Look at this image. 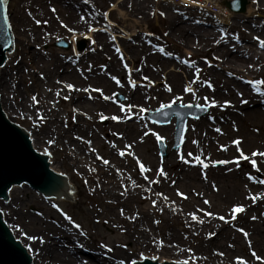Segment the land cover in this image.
Segmentation results:
<instances>
[{"label":"rangeland","instance_id":"1","mask_svg":"<svg viewBox=\"0 0 264 264\" xmlns=\"http://www.w3.org/2000/svg\"><path fill=\"white\" fill-rule=\"evenodd\" d=\"M79 2L80 0H65L61 6L46 0H7L6 3L14 45L1 68L3 77L1 82L7 85L5 91L7 94L0 96L2 110L11 123L19 126L32 137L31 142L33 141L35 149L45 152L48 159H52L50 163L66 173L68 179L78 188L75 198H56L24 184L12 186V190L9 191L20 192L16 193L17 196H10L8 192L6 199H0V212L14 235L17 236L16 238L29 249L33 255L34 264H59L58 260L54 261L52 258L43 259L34 247L46 236L56 241L57 236L60 235H72L71 238L76 240H72L73 243L77 242L76 245L80 244L87 249L96 247L100 243L113 246L114 251L116 248V251H120L117 253L118 260H123L124 264L138 259L140 253H154L170 259L188 260L199 264H224L225 261L227 264H232L233 261L236 263L237 257L243 260L247 257L254 258L251 253L258 251L253 246L249 247V243L248 253L230 252L227 256H230L232 260H225L227 256L225 252L219 250L220 248L208 250L209 242L203 241L200 232L210 218L216 215L220 217L221 209L218 206H205L198 203H195L194 207L191 204L192 207L188 208L186 207L188 195L180 192V189L175 186H173L172 196L170 193L161 194L164 200L162 204L157 202L153 204L146 194L142 198H136L132 202V208L121 202L118 203V200H113L109 195L99 193L98 188L103 182L113 178L111 169L101 168L104 160L110 162L109 155L104 151L106 149H112L117 153L120 160L130 164L132 166L130 168L135 169L138 175L140 171L133 163L134 158L142 155V149L139 151L138 146H141L145 152L151 153L158 161L165 159L168 151L179 152L183 142L176 148L173 147L174 119L168 124H157L148 119V112L160 108L161 104L191 103L208 107L209 111L205 115L189 120L201 118L217 126L218 120L212 107L202 99L194 98L190 99L193 100L192 102H189L185 101L182 95L174 96L175 94L171 93L173 83L168 81L165 73L176 66L175 70L184 78L182 66L190 67L194 61L208 66L216 64L217 71L222 73L223 69L220 67L223 66L220 62H211L208 52L202 45L200 48L192 46L186 39L194 37L206 39L213 33L221 32L220 35L225 38L224 44L230 47V53L248 50L249 43L245 38L250 37L253 41H258L254 39L255 37L260 38L258 30L264 22V0H249L247 13L233 15L228 24L222 25L216 24L214 18L206 12L184 11L161 0H87V2L83 0V3ZM69 3L73 6L65 9L70 10L71 17L66 15V10H63ZM160 12L165 15L161 16ZM81 17L84 19L81 20ZM36 20L40 23L37 24ZM134 22H137L139 26H134ZM181 25L189 30L178 31L177 28ZM69 28L73 31H69ZM88 34L94 39H88ZM228 34L236 40L226 42ZM60 39L67 46L57 45ZM137 46L141 48L133 55V48ZM143 48H150L153 51L147 52ZM28 51H32V54ZM188 53H192L191 58ZM146 54L149 56L156 54L159 58L146 61L144 58ZM166 55L170 58L169 65L164 66L163 72H160L157 62L162 61ZM112 57L117 59L123 79L126 77V85H132L135 81L130 80L129 74L132 70L138 71L148 66L150 70L157 72L155 75L158 80L151 85H156L160 80L165 82L163 91L168 95L163 96L162 89L146 88L144 83L135 84L132 93L135 90L139 93L132 103L126 99L123 91L111 92L105 86L97 87V83L91 81L94 71L98 74L105 72L109 86L119 85L123 80L118 70L114 71L110 66ZM59 61H62L65 66L69 65L68 70H58ZM66 72H70L71 76L63 81L58 80V74ZM194 74L196 75V72ZM113 76L120 81L119 84L112 79ZM200 79L215 83L213 78L205 75ZM242 81L249 84L248 79H242ZM140 82H145L144 77ZM69 83L74 86V89L82 88V90L67 89L65 85ZM183 85L184 89L192 88L194 92V86L188 87L186 83ZM96 88L101 89L105 96L112 98L103 99L100 92L92 90ZM169 88L171 91H168ZM82 91L84 94H81ZM70 92H72L73 100L70 98ZM87 93L89 97L85 96ZM114 93L115 96H113ZM32 96L36 97L38 103H33ZM65 96L68 99H64ZM177 97L180 99H176ZM84 99L89 100L91 104L77 103L78 100ZM120 104L125 105V111L120 110ZM128 104L134 106L131 111L127 110ZM105 105L115 110L106 114L102 110ZM141 107L145 109L144 112L140 111ZM111 113H113L112 116L120 117V119H111ZM50 114H53L55 119H52ZM101 115L107 119H101ZM126 115L130 118H125ZM40 117L43 119L41 120ZM133 119H138V124L143 123L144 126L139 131L129 130L128 126L123 125ZM170 124L173 127L171 137L168 141L163 140L165 154H162L159 142L153 133H161L155 128L170 127ZM262 125H264L263 120H241L234 126L235 132L232 131L233 133L227 136L228 140L221 139L219 140L221 142L217 141V145L218 147L221 145L222 150L230 144L235 146L233 141L239 139V135L246 133L253 136L256 143L261 146L259 141L264 133ZM146 132L147 135H145ZM129 134L130 138L126 136ZM49 140L53 142L50 144ZM128 145L131 147H126ZM120 152L125 154L121 156ZM237 153L235 148L232 155ZM140 159L144 160L142 157ZM217 161L219 160L214 161L212 165H221L216 163ZM160 166L165 172L172 171L170 167ZM192 167L196 165L192 164ZM260 174V172L259 175L250 172L248 178L251 176L253 179L250 181L256 182L261 180L262 174ZM174 180H167V183H173ZM178 192L183 195H178ZM137 206L146 208L148 216L135 220L139 216L135 211ZM206 212H211L213 215L207 216ZM193 215L197 219H193ZM142 222H145L147 226H140ZM76 224L80 227H75ZM133 229L136 230L135 235L132 234ZM243 230L247 232L246 229ZM237 231L244 236L243 232ZM147 232L149 238L145 235ZM168 233L171 234V239L173 238L168 240L169 243L166 239ZM27 236L37 239L29 240ZM175 238L181 240L183 250L180 254L169 253L166 246L176 241ZM146 243L147 247L144 246ZM79 256L85 262H91L90 264H100L85 253H79ZM257 261L262 262L263 258Z\"/></svg>","mask_w":264,"mask_h":264},{"label":"bare ground","instance_id":"2","mask_svg":"<svg viewBox=\"0 0 264 264\" xmlns=\"http://www.w3.org/2000/svg\"><path fill=\"white\" fill-rule=\"evenodd\" d=\"M46 1H51L55 5L61 6L65 0ZM54 1H56V3ZM79 3H83V0H80ZM71 6L73 5L69 3L63 8V10H66V15L70 17V10L65 8ZM226 22L228 23V20H226ZM134 26L139 25L137 22H134ZM140 28H142V26H140ZM177 30L180 32L185 30L184 32H187L189 28L181 25L177 28ZM258 32L260 39H264V22L261 26H259ZM220 34L221 32H217L209 35L206 39L201 37H197V39H195L194 37L188 40L186 39V41H188V43L192 46H198L199 48L202 45L208 52V57L211 62H220V65L223 66H219L223 69L222 73L217 71L218 65L216 64L208 66L205 63L201 64L196 61L192 62L190 67L182 66L183 73L185 74L184 78L178 71L175 70L176 66L169 69L165 73L168 81L173 83L174 87L171 93H174V96L182 95L185 101L189 102H192L193 100L190 99L194 98L205 101V97H207V103L212 107L215 117L218 120L217 126L219 127L201 118L198 120H188L185 129L184 142L180 150H178L179 152L172 153L168 151L166 158L159 161L156 160V158H153L151 153L145 152L141 146H138L139 151L142 149L141 157L144 160H141V157L138 156V158L133 159V163L138 171H140L139 175L136 173L135 169L130 168L132 167L130 164L125 161H121L120 156L112 149L104 150L109 155L110 162L108 164L102 163L101 168L111 169L113 171V178L103 182L98 189L100 191L99 193L109 195V197L113 200H118V203L121 202L122 204H125V206L132 208V202L136 198H142L146 194H148L152 202L155 201L158 204H162L161 202L164 201L162 200V195L164 193H170L172 196V194H174L173 186H175V188L180 189V192L188 195V204L186 202V207L191 208L192 205L194 207V204L198 203L205 206H218L221 209L219 214L221 213L220 216H224L225 219L220 220L218 215L210 218L204 224V227L200 232V236L203 241L209 242L208 250L211 251V249L220 248L219 250L225 252L226 256L233 251L248 253V241L250 240L251 246L256 248L258 251L256 254L261 257V260L263 258V261H257L251 257H247L245 261H247V264H264V184H261L258 181L251 182L248 178L250 172L258 175L260 172L262 174H260V178L261 180H264V157L251 156V153L254 151L264 152V133L262 134L263 137L261 136L262 139L259 141L261 146L256 143V139L250 134L244 133L243 135H239V139L241 140L239 147H242L241 150L245 155L249 156L250 159H255L257 161V167L260 168L259 172H257L248 161L241 160L239 167H237L235 163H232V161H235L239 157V152L237 155H232V152L235 148H237L236 145H232V147L230 144L226 147V150H222L221 145L219 147L217 145V141L221 139L228 140L227 136H229L232 131L235 132L234 126H236L241 120L257 119L263 120L264 122V95L254 92L251 85L242 81V79H248V81L264 80V49L260 48L259 50H256V48L260 47L259 41H253L252 38L247 37L245 39L249 43L247 47L248 50H244L242 52L239 50V52L230 53L229 45L224 44L225 42L223 39L225 38H223ZM89 36L90 34L87 35L88 39H94L93 35V38ZM232 40L236 39L232 38L228 34L226 42H231ZM217 41L219 42L217 43ZM253 46H255V48ZM140 48L141 46L134 47L132 54L134 55L137 53ZM147 49L148 48L144 50L147 52L153 51L150 48L148 50ZM28 53L32 54V51H28ZM214 54L216 57H212ZM133 55H131V57H133ZM188 55L190 57L192 53H188ZM150 56L152 55L150 54ZM150 56L146 54L144 56L145 60L151 61L159 58L156 54L152 57ZM169 59L170 58L166 55L162 61L158 60L157 64L160 72H163L164 66L169 65ZM6 61L7 58L5 62ZM171 64L173 63L171 62ZM249 65L252 67H249ZM68 66H65L62 61H59L57 69L60 71L68 70ZM110 66H112L114 71L118 70L120 77L123 79V73L120 70V65L117 63V59L115 57H112ZM1 68L0 84L3 79L1 76ZM195 72L196 75L194 74ZM229 73H231V75H229ZM130 74V80L134 79L135 84L144 83L143 85H146V88L153 87L159 90L162 89V95L165 96L167 94V92L164 93L163 91L164 86L166 85L165 82L160 80L156 83V85H151L155 80H158L155 75L157 72L155 70H150L148 66L141 68L138 71L132 70ZM204 75L214 79L215 83H211L212 87H208V83H205L206 81L209 82V80L205 79L201 81L200 78ZM70 76V72L63 74L59 73L58 80L63 81V79ZM106 76L105 72L98 74L94 71L91 81L92 83H97V87L105 86V88L111 92L123 91L126 99L134 103L135 96L139 92L135 90L132 93V90L135 87H132L131 84H129L130 86L125 84L126 77L119 85L109 86V81ZM142 77H144L145 82H140ZM145 77L147 79H145ZM185 83L188 84V87L194 86V92H185L183 85ZM1 85L2 88L0 87V96H5L7 94L5 92L7 90V85L5 82ZM259 87H261V90L264 91V85H260ZM71 93L72 92H70V98L73 100V95H71ZM81 94H84V92L82 91ZM85 96L89 97L88 93L85 94ZM212 100L216 101L215 106L211 105ZM242 100L247 101V103H242ZM225 101L230 103L225 105ZM77 103L80 105L91 104V102L87 99L78 100ZM2 107L3 106L0 100L1 110ZM102 110L105 111L106 114H109L115 109L105 105L102 107ZM113 113H111V116ZM3 115L5 116L4 112ZM50 117L55 119L53 114H50ZM126 117H128V115H126ZM5 118L9 121L6 116ZM138 121V119H133V121L124 123L123 125L128 126L129 130L139 131L144 125L143 123L138 124ZM145 127L149 128L148 126ZM172 128V124H170V127L155 128V130L160 131L161 133H159V135L162 136L165 141H168L171 137ZM216 128H220L221 132H214V129ZM262 130H264V125H262ZM126 136L130 138V134ZM28 137L31 141L32 137L29 135ZM31 145L35 148L33 141L31 142ZM40 153L46 154L45 152ZM189 153L192 155L189 156ZM181 156L184 157V160L189 162L185 163L184 160L180 159ZM196 157H199L200 161L203 163L197 162L195 159ZM137 159H139L140 163H142L145 168L149 169V171L142 173L139 164L137 163ZM216 160L229 161V163L213 166L212 164ZM192 164L196 165V167H192ZM203 164H207L208 167L204 168ZM160 165H163L165 168L170 167L172 171L166 172V177L160 176L158 175V170L161 168ZM50 166L58 173L61 172L57 166H54L51 163ZM240 167H242V169H240ZM145 177H147V179H145ZM167 180L174 181L173 183H167ZM213 185H215V189L213 188ZM10 189L11 187L6 192L8 195L10 193V196H17L16 193L20 192L9 191ZM252 197H257V199L254 201ZM204 200H208L209 203L205 204ZM234 205H243L245 211L242 213H236V218L232 219V208ZM135 211L139 214L135 220H138L142 216H148L147 209L144 207L137 206ZM253 217H255V219H253ZM231 220L233 223H229ZM143 225L147 226L145 222H142V225L140 226L143 227ZM148 225H151V223H148ZM229 225L231 227H228ZM241 228L246 229L249 234L247 239L245 236H241L240 232L237 231ZM135 229L132 230L133 235H135ZM210 233H214V235H210ZM145 235L149 238L148 232L145 233ZM71 237L72 235H60L57 236V240L55 241L54 239H51V237L46 236L40 241L41 243L39 242L40 244L38 243L36 247H34L35 251H37L43 259L48 260L49 258H52L54 261L58 260L59 264L91 263L85 262L84 259L79 256V253L87 254L88 257L90 256L89 258L100 264H120V262L123 261L118 260L117 253L120 251H116L117 248L114 251L113 246L106 245L107 247H101L105 244L100 243V245L96 247L87 249L81 247L80 244L76 245L77 242L73 243L72 240L75 239ZM171 237V234L168 233L166 235L167 241L172 240L173 238L171 239ZM175 239L176 241H173L166 246L169 253L180 254L183 250L181 248V240H179V238ZM68 242H71L72 244H69ZM56 245L59 246L57 247ZM144 246L147 247L148 244L146 243ZM108 249H111V251H108ZM229 259L230 256L225 258V260ZM235 261L236 263L233 261L232 264H237V260ZM32 264H34L33 261ZM224 264H227V262L225 261Z\"/></svg>","mask_w":264,"mask_h":264},{"label":"water","instance_id":"3","mask_svg":"<svg viewBox=\"0 0 264 264\" xmlns=\"http://www.w3.org/2000/svg\"><path fill=\"white\" fill-rule=\"evenodd\" d=\"M6 3L7 0H0V67L6 59V54L12 50L14 40ZM223 4L234 13H243L247 0H224ZM57 44L67 46L61 40ZM207 111V108L202 110L195 105L177 103L171 104L168 108H161L155 113L150 112L149 117L152 121L166 124L175 116L174 148H176L183 141L187 118L200 117ZM160 147L161 153L164 154L165 148L161 143ZM51 160L46 154L32 147L27 132L9 122L0 108V199L7 198L6 192L10 187L22 183L47 196L74 198L78 191L76 184L68 182L66 173L53 170L50 166ZM134 260L136 264H184L185 261L187 264H199L188 260L170 259L154 253H140L139 258ZM32 261L33 255L22 241L16 238L0 212V264H32Z\"/></svg>","mask_w":264,"mask_h":264},{"label":"snow or ice","instance_id":"4","mask_svg":"<svg viewBox=\"0 0 264 264\" xmlns=\"http://www.w3.org/2000/svg\"><path fill=\"white\" fill-rule=\"evenodd\" d=\"M86 2H87V0H86ZM234 6H236V5L234 4ZM52 11H55V9H52ZM160 15H161V16H164L165 13L160 12ZM105 16H107V13H105ZM5 19H6V21H7V18H5ZM83 19H84V18L81 17V20H83ZM35 22H36L37 24L40 23L39 20H36ZM45 23H47V21H45ZM65 27H67V26H65ZM68 30H69V31H73L71 28H69ZM90 30H93V29L90 28ZM165 35H167V34H165ZM237 39H238V38H237ZM254 39H256V40L259 41V46H260L261 48H264V39H260L259 37H255ZM218 42H219V41H217V43H218ZM117 51H119V49H117ZM161 51H163V49H161ZM168 55H171V53H168ZM217 59H219V58H217ZM125 66H126V65H125ZM249 67H252V66L249 65ZM229 75H231V73H229ZM112 79L115 80L117 84L120 83V81H119L115 76H113ZM145 79H147V78L145 77ZM205 83H208V87H212L211 83H209V82H207V81H206ZM247 83H249V84L252 86L254 92H256V93H258V94H260V95H264V91H262V90H261V87H259L260 85H264V80H251V81H247ZM135 86H136V85H135V83L133 82L132 87H135ZM65 87H66L67 89H69V90H77V91H79V89H74V86H73L72 84H70V83H69V84H66ZM92 90H93V91H98V92H100L101 96H102L103 99H105V100H109V99L112 98V97H109V96H105V95L103 94V91H102L101 89H99V88L92 89ZM84 91H88V89H84ZM168 91H171V88H169ZM185 91H187V92H192L193 89H192V88H186ZM57 95H60V93H57ZM115 95H116V94L114 93L113 96H115ZM64 99H68V97L65 96ZM176 99H180V98L177 97ZM31 100L33 101V103H38V101H37V99H36L35 96H32V97H31ZM205 101H206V102L208 101V98H207V97H205ZM173 102H175V101H173ZM241 102H242V103H247V101H245V100H242ZM229 103H230V102L225 101V105H228ZM211 105H212V106H215V105H216V101H215V100H212V101H211ZM133 107H134V106H133L132 104H128V105H127V110H128V111H131V110L133 109ZM160 107H161L162 109H163V108L171 107V102H170L169 104H161ZM120 110H121V111H125V105H124V104H120ZM202 110H203V108H202ZM140 111H141V112H144L145 109L141 107V108H140ZM125 118H130V117H125ZM40 119L42 120L43 118L40 117ZM101 119H107V117H104L103 115H101ZM111 119H113V120H119L120 117L112 116ZM215 130H216V132H218V133L221 132V129H220V128H216ZM147 134H148V133L146 132L145 135H147ZM153 135L156 136V139H157L158 142H161V143L163 142L164 138H163L162 136H160L158 133H153ZM52 142H53L52 140H49V141H48V143H50V144H51ZM88 143L90 144L91 142L89 141ZM233 143L237 146V151L239 152V157H238L235 161H232V163H235L236 166L239 167V164H240V161H241V160L248 161V162L252 165V167L255 168L257 172H259V171H260V168L257 167V161H256L255 159H250V157L247 156V155H245L244 152L240 149L239 145L241 144V140H240V139H236V140L233 141ZM113 147H115V145H113ZM126 147H131V145H128V146H126ZM225 150H226V148H225ZM119 154H120L121 156H123L125 153H124V152H120ZM129 155H132V153H129ZM188 155L191 156L192 154L189 153ZM251 156H252V157H256V156L264 157V152L254 151V152L251 153ZM98 158H99V157H98ZM180 159H181V160H184V157L181 156ZM195 159H196L197 162H199V163H203L202 161H200L199 157H196ZM103 162H104L105 164H108V163H109L108 160H104ZM184 162H185V163H188L189 161L184 160ZM137 163L139 164V167H140V170H141L142 173H143V172H146V171H149V169L145 168V166H144L142 163H140L139 159H137ZM216 163L225 164V163H229V161H217ZM203 167H204V168H207L208 165H207V164H203ZM158 175L163 176V177H166V176H167V173L164 171L163 167H161V168L158 170ZM145 179H147V177H145ZM249 179L252 180L253 177L249 176ZM155 182H158V181H155ZM258 182L261 183V184H264V180H259ZM213 188L215 189V185H213ZM177 194H178V195H183L182 193H179V192H178ZM158 195H159V194H158ZM186 198H187V197L185 196V199H186ZM165 199H167V197H165ZM252 199L255 201V199H257V197H252ZM204 203H205V204H208L209 201H208V200H204ZM153 204H155V201H153ZM244 211H245V209H244L243 205H234L233 208H232V219H235V218H236V215H235L236 213H242V212H244ZM65 215H66V214H65ZM205 215H207V216H212L213 213H211V212H206ZM66 218L69 219V220H71L70 217H67V216H66ZM193 219H197V217H196L195 215H193ZM219 219H220V220H224L225 217H224V216H220ZM253 219H255V217H253ZM200 222L203 223V221H200ZM75 227L79 228L80 225H79V224H76ZM239 231L243 232V234H244V236H245L246 239L248 238V235H249V234H248L247 232H245L242 228L239 229ZM81 235H84V233H81ZM210 235H214V233H210ZM27 238H28L29 240L37 239L36 237H33V236H27ZM248 243H249V247H251V241H250V240L248 241ZM81 247H83V246L81 245ZM101 247H107V246H106V245H102ZM108 251H111V249H108ZM189 251H191V250H189ZM141 255H142V254H141ZM219 255H223V253H219ZM251 255H252L256 260H261V257L258 256V255L256 254L255 251H253V252L251 253ZM120 264H124V262L121 261ZM129 264H136V261H135V260H131V261L129 262ZM184 264H187V261H185ZM237 264H247V261L243 260V259L240 258V257H237Z\"/></svg>","mask_w":264,"mask_h":264},{"label":"built area","instance_id":"5","mask_svg":"<svg viewBox=\"0 0 264 264\" xmlns=\"http://www.w3.org/2000/svg\"><path fill=\"white\" fill-rule=\"evenodd\" d=\"M172 3L178 4L183 8H192V7H211V1L213 0H169Z\"/></svg>","mask_w":264,"mask_h":264}]
</instances>
